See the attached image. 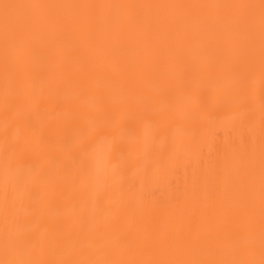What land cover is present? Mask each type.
I'll list each match as a JSON object with an SVG mask.
<instances>
[{"label": "snow or ice", "instance_id": "snow-or-ice-1", "mask_svg": "<svg viewBox=\"0 0 264 264\" xmlns=\"http://www.w3.org/2000/svg\"><path fill=\"white\" fill-rule=\"evenodd\" d=\"M101 77L121 98L90 107ZM53 99L60 116L23 119ZM213 107L238 142L201 152L172 201L152 199L192 150L174 136L157 151L160 137ZM0 109V264H264V0H0Z\"/></svg>", "mask_w": 264, "mask_h": 264}, {"label": "bare ground", "instance_id": "bare-ground-1", "mask_svg": "<svg viewBox=\"0 0 264 264\" xmlns=\"http://www.w3.org/2000/svg\"><path fill=\"white\" fill-rule=\"evenodd\" d=\"M40 2L50 3H81V2H108V3H153V2H168V3H186V2H240V0H40ZM114 54L111 56L113 68H118L122 59L123 42L114 40ZM93 88L96 93L89 98L88 104L90 107H99L105 93H109L113 100H119L120 94L117 89H109L106 81L101 77L93 81ZM72 92L67 91L65 96L70 97ZM209 115L203 119H196L188 129L172 128L166 134L160 137V143L157 145V151L163 150L165 153L172 151V140L174 136H183L186 143L192 146V150H184L180 160L173 161L170 165V171L167 180L156 182L149 188L151 198L159 202L172 201L177 195L183 193L184 189L191 184L193 169L197 165V157L202 152L206 160H216L226 154H230L234 143L238 142L240 132L233 128L230 122L229 111L227 107H213L209 109ZM60 109L57 101L53 99L47 104L42 105L39 117H28L25 115L23 119H31L33 123L39 124L40 121H47L60 116ZM69 126L72 124L71 116L68 118ZM3 111L0 109V133L3 130ZM145 135L151 138L154 129L159 127L155 120L146 121L144 124ZM126 143H131L135 139V130L129 129L124 132ZM107 146V141H101L96 145L97 155H101ZM127 156V153H124ZM121 157L117 156L115 163L120 162ZM139 186V185H137ZM127 187V183L125 184ZM61 212L65 215L71 214V208H61ZM23 213V210H22ZM49 215H52L50 213ZM30 227V225H29ZM43 227V225H42Z\"/></svg>", "mask_w": 264, "mask_h": 264}]
</instances>
